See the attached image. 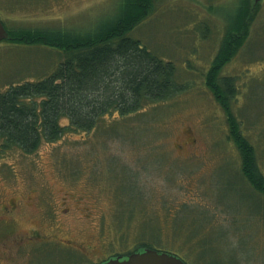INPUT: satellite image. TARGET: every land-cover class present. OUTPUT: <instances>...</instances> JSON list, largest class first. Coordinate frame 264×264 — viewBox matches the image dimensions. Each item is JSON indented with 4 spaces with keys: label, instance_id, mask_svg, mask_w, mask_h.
I'll return each mask as SVG.
<instances>
[{
    "label": "rangeland",
    "instance_id": "rangeland-1",
    "mask_svg": "<svg viewBox=\"0 0 264 264\" xmlns=\"http://www.w3.org/2000/svg\"><path fill=\"white\" fill-rule=\"evenodd\" d=\"M120 1L0 0V19L9 32L22 29L19 35L32 28L94 32L115 18ZM234 3L155 0L129 32L174 63L185 86L181 93L138 114L107 117L88 132L42 141L34 152L0 153V197L22 188L36 199L34 222L52 234L33 248L15 245L14 264H45L39 260L44 248L52 250V264H89L139 242L175 253L186 264H264V197L242 175L224 108L204 76ZM32 44L0 42V90L49 75L65 57ZM220 74L235 75L231 109L264 174V0L249 36ZM63 197L71 207L65 216L58 212ZM31 219L26 214L18 221L27 227ZM75 242L83 243L91 261L71 248ZM0 264L12 262L3 256Z\"/></svg>",
    "mask_w": 264,
    "mask_h": 264
},
{
    "label": "trees",
    "instance_id": "trees-1",
    "mask_svg": "<svg viewBox=\"0 0 264 264\" xmlns=\"http://www.w3.org/2000/svg\"><path fill=\"white\" fill-rule=\"evenodd\" d=\"M153 3L155 0H121L115 18L94 32L67 27L32 28L27 37L25 33L17 34L22 29L7 30L10 37L5 41L21 46L37 43L60 50L65 57L49 75L11 83L0 90V153L9 149L34 152L42 141L53 142L66 132H88L107 117L141 113L143 107L184 91L185 86L177 81L174 63L163 60L129 34L153 10ZM259 3L235 0L220 47L204 76L207 87L224 108L228 135L241 155L242 175L264 197V174L231 109L237 90L235 78L220 74L223 64L249 36ZM105 128L108 130L107 125ZM145 247L155 248L139 242L131 251Z\"/></svg>",
    "mask_w": 264,
    "mask_h": 264
},
{
    "label": "flooded vegetation",
    "instance_id": "flooded-vegetation-1",
    "mask_svg": "<svg viewBox=\"0 0 264 264\" xmlns=\"http://www.w3.org/2000/svg\"><path fill=\"white\" fill-rule=\"evenodd\" d=\"M241 72L243 73V75L246 74L245 71H241ZM225 76H231V77L234 76L235 78V75L233 74L225 75ZM236 119L239 121L240 126L242 128L241 119H238L237 117ZM227 136L229 137V135ZM35 190H36L35 188L31 189L32 195L35 194ZM1 193L2 194L0 197V234H4V235H3V239L0 238V262L2 257L5 256L7 261L12 262V264H14L12 257L13 256L12 249L14 248L15 245H17L18 243H25L28 244L30 248H33V246L36 244L38 240H43V241L47 240V237L45 235L47 233L42 232L45 230L43 229V226L40 223L34 222L35 210L32 211L31 207L34 208L33 206L36 199L35 201H33L31 195L24 192L22 188H15L13 191H9L8 192L10 194L9 196L3 193V191H1ZM64 204H66V207L63 206ZM69 205H70V201L69 202L66 201L65 197H63L62 207L58 209V212L63 214L64 216L67 215V212L70 211L71 209ZM26 214L30 218L32 216V219L26 223L27 227H25L18 221L26 218ZM43 235H44V239L40 238ZM47 235H52V234H47ZM60 246L64 248L67 247L64 243H62ZM60 246L59 248L63 249ZM71 248L81 251V253L83 255H86L89 261H91L89 258L90 255L87 253V249L83 245V243H76L75 245H71ZM51 251L50 253L46 252V249L44 248L43 251L39 253V260L40 261L43 260L45 264H52L53 258L51 256ZM126 254H127L126 252L113 253V254L107 253L104 254L103 258L99 259L98 262L91 261V263L89 264H99L109 257L118 256V255L125 256ZM46 259L48 262H46ZM28 264H37V263H28Z\"/></svg>",
    "mask_w": 264,
    "mask_h": 264
},
{
    "label": "water",
    "instance_id": "water-1",
    "mask_svg": "<svg viewBox=\"0 0 264 264\" xmlns=\"http://www.w3.org/2000/svg\"><path fill=\"white\" fill-rule=\"evenodd\" d=\"M260 1V0H254ZM2 21L0 20V40L9 38ZM99 264H186L179 256L174 253L159 250L156 248L145 247L134 250L125 256H113Z\"/></svg>",
    "mask_w": 264,
    "mask_h": 264
},
{
    "label": "bare ground",
    "instance_id": "bare-ground-1",
    "mask_svg": "<svg viewBox=\"0 0 264 264\" xmlns=\"http://www.w3.org/2000/svg\"><path fill=\"white\" fill-rule=\"evenodd\" d=\"M1 20V19H0ZM5 27V26H4ZM6 29V28H5Z\"/></svg>",
    "mask_w": 264,
    "mask_h": 264
}]
</instances>
